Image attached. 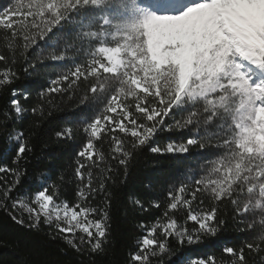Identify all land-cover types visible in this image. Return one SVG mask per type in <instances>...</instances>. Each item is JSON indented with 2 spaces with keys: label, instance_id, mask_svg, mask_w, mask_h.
<instances>
[{
  "label": "snow or ice",
  "instance_id": "snow-or-ice-1",
  "mask_svg": "<svg viewBox=\"0 0 264 264\" xmlns=\"http://www.w3.org/2000/svg\"><path fill=\"white\" fill-rule=\"evenodd\" d=\"M0 30L11 52V58L0 54V88L15 80L17 54L36 67L25 53L41 43L51 49L53 61L67 60L72 52L83 57L51 80L30 109L21 100L28 99L27 92L11 93L17 120L28 112L43 116L52 103L46 94L80 89L82 83L80 104L86 109L79 127L54 133L57 139L83 133L70 165L76 185L72 201L62 196L61 184L47 182L12 198L26 175L20 162L27 163L33 149L22 129L9 133L17 166H0V174L11 177L0 176V207L11 200V208L19 210L13 221L44 225L74 251L99 254L109 233L108 184L120 168L127 173L138 151L214 149L192 176L195 187L181 183L170 189L162 216L140 223L143 233L130 262L164 264L172 240L196 245L202 236L216 235L226 221L218 207H201L207 198L213 205L227 200L237 217L251 214L250 221L241 222L253 237L239 248L223 247L228 259L209 256L190 264H264V0H15L0 11ZM3 116L0 123L12 119L7 111ZM184 131L183 140L155 142L160 133ZM133 203L148 210L138 198ZM149 207L161 204L153 201ZM180 209L186 212L183 222L175 215Z\"/></svg>",
  "mask_w": 264,
  "mask_h": 264
},
{
  "label": "trees",
  "instance_id": "trees-1",
  "mask_svg": "<svg viewBox=\"0 0 264 264\" xmlns=\"http://www.w3.org/2000/svg\"><path fill=\"white\" fill-rule=\"evenodd\" d=\"M15 0H0V11L9 8ZM5 33L0 30V54L11 58V52L6 46ZM51 49L43 43L39 47L33 46L25 53L29 62H36V67L31 68L25 63V57L18 55L14 70L17 76L12 84L0 88V122L4 121V112H9L12 119L7 123H0V166L13 164L15 156V141H9V133L13 129H22L26 136H30L32 152L27 154V163L20 162V167L26 169V175L21 179L20 185L12 192L13 199L25 196L28 192H34L36 185L47 182L49 185L61 184V194L69 201L75 198V182L72 176V165L76 152L83 140V133H75L72 139H57L54 133L66 126L74 129L79 127L80 117L86 111L80 104L83 95V83L80 89H73L63 93L46 94L44 99H51V104H46L43 116L25 113L23 118L17 120L10 110V99L13 89L18 93L27 92L28 99L22 100L26 108H31L41 97L38 93L50 86V81L60 74L67 72L74 63L83 59L81 54L69 53V59L53 61L49 58ZM4 67L0 64V68ZM27 69V70H25ZM39 122L38 125L36 122ZM188 132H164L155 137L157 144L163 145L169 139L183 140ZM105 151L108 150L107 138L102 142ZM209 149L202 152L193 148L185 154H156L145 147L138 151L129 164L127 173L120 168L113 175V181L108 184L111 193L109 212V233L104 244V251L99 254L82 255L74 251L60 237L53 239L48 233L49 229L41 225L39 228H30L26 222L20 225L13 221L12 215L19 210L9 207H0V264H131L130 254L136 251V241L141 237L143 230L141 222L152 224L162 216L167 204V192L181 183H187L195 187L192 176L199 173V164L202 157L214 152ZM191 170V171H190ZM11 179L7 174H0ZM64 177L61 182L60 177ZM202 195V194H201ZM139 199L144 203L147 211L136 206L133 201ZM102 197H97L99 203ZM200 199V196L197 198ZM153 201H159L160 208L149 207ZM216 206L218 215L226 223L216 235L202 236V242L196 245H179L175 240L171 241V251L164 255V264H190L192 259L209 256L217 260L228 259L222 249L225 246L239 248L246 241H250L253 232L247 230L246 223L250 221L251 214L244 217L234 215L233 206L227 201L213 205V202L205 198L202 208ZM197 204L193 205L196 208ZM183 222L186 217L184 209L175 213ZM258 220L259 217L257 216ZM188 222V227H192ZM152 264H157L153 260Z\"/></svg>",
  "mask_w": 264,
  "mask_h": 264
}]
</instances>
